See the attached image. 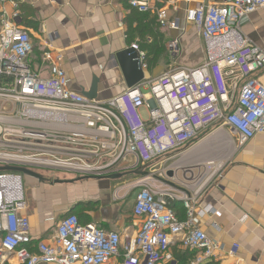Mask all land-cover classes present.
Returning a JSON list of instances; mask_svg holds the SVG:
<instances>
[{"label":"built area","instance_id":"2783aa9c","mask_svg":"<svg viewBox=\"0 0 264 264\" xmlns=\"http://www.w3.org/2000/svg\"><path fill=\"white\" fill-rule=\"evenodd\" d=\"M24 2L0 0V165L101 176L129 159L125 169L161 159L219 122L234 136L228 134L233 149L264 134V50L241 31L251 14L264 9V0L186 8V21L205 44V58L195 66L171 67L107 100L70 90L57 51L43 52L47 76L29 64L33 44L19 24ZM176 2L128 0L131 8L154 13L158 24L169 29L179 27L169 17ZM131 46L145 68L144 54ZM167 48L178 53L177 40ZM160 175L149 168L147 177L133 181L132 214L140 221L134 235L81 223L68 213L52 239L33 244L29 219L22 214L21 174L0 172V264H220L225 258L239 264L237 243L225 247L194 225L190 196L183 194L186 219L177 217L167 203L177 196L155 184ZM200 212L221 215L211 206ZM173 247L188 255L184 263Z\"/></svg>","mask_w":264,"mask_h":264},{"label":"crops","instance_id":"0c3cea01","mask_svg":"<svg viewBox=\"0 0 264 264\" xmlns=\"http://www.w3.org/2000/svg\"><path fill=\"white\" fill-rule=\"evenodd\" d=\"M218 2L220 0H177V9H170L169 17L176 19L179 27L189 23L194 29L185 19L186 8L196 3ZM21 6L25 20L21 19L19 24L29 32L33 44L29 64L41 76H47L49 62L43 60V52L47 49L59 52L63 57L61 67L66 73L67 87L81 93L82 89L91 86L95 76L97 100L110 99L127 89L115 53L132 44L137 45L140 37L131 31L140 23L157 31L161 43L167 37L178 42L186 40V36L178 33L179 27H161L154 13L131 8L128 0H25ZM150 20L156 24H150ZM241 31L264 50V9L251 14ZM194 32L203 41L195 29ZM146 40L150 42L151 37L146 35ZM137 47L145 52L139 49V44ZM143 70L144 80L150 79L146 67ZM140 114L146 117L145 107L140 109ZM210 140H223L227 147L222 154L212 155L208 160V156H202ZM195 141L162 157L150 167L157 175L161 172L160 177L174 186L156 179L155 184L177 196L168 197L167 203L180 220L187 216L183 194L190 196L195 210L194 225L225 247L237 243L239 264H264V134L256 135L237 149H233L225 131L213 132L204 142ZM225 159L224 172L216 178L207 176L206 161L217 162L218 168ZM132 161L129 159L125 165L119 163L111 170L122 171ZM170 161L171 165L162 167ZM200 167H204L202 173ZM169 169L173 171L172 178L166 176ZM32 170L46 178L39 181L26 176L24 180L21 175L25 199L22 214L29 219L33 244L52 239L58 221L68 213L76 214L81 223H93L121 236L136 233L140 221L132 214L135 196L132 184L139 176L115 180L98 176L78 179L83 175L41 168ZM206 206L220 211V217L201 213ZM174 248L173 254L184 263L188 255ZM230 261L225 258L220 264Z\"/></svg>","mask_w":264,"mask_h":264},{"label":"rangeland","instance_id":"374dc122","mask_svg":"<svg viewBox=\"0 0 264 264\" xmlns=\"http://www.w3.org/2000/svg\"><path fill=\"white\" fill-rule=\"evenodd\" d=\"M190 26L191 25L189 23H187V26L182 25L181 27H179V30H181V31H178V33L179 34L181 33L182 36H186V40H182L179 42L177 41L178 42V48H179L178 53L173 54V53H171V51L168 50L167 45H168V42L171 41V40H169V37L163 39L164 40L162 43L163 49L161 51L159 50L158 53L155 54L154 52H152L151 54H149L146 51L143 53L144 54L143 63L146 66V69H147V72L149 73L150 79L160 75L162 72H164L165 70H167L171 67L192 66L194 64L198 65L200 60L205 58V53H206L205 44L203 41L200 40V38L194 32V29L192 28V26L191 27ZM178 38H179V36L177 37V39ZM138 39L139 40L137 41V45L138 44L139 45L144 44V42L148 41V40H146V36H144L142 38H138ZM142 48L139 47L140 50H142ZM194 49H195V51H194ZM218 130L225 131L229 135H231L232 138H234V136L231 133H229L230 130L226 126L222 125L221 122H219V123L212 125L208 129H206L203 133H201L195 142L206 141V139H208L213 134V132L215 133V131H218ZM207 135H209L208 138H207ZM205 146L207 147V151L205 152L204 156H202V157L207 158L206 156H208V160H209V158L212 155L218 156V155L222 154V151L225 150V147H227V142H225L223 140H221V141L217 140V141L213 142L212 140H210L207 143V145H205ZM172 162H173V160H172ZM172 162L171 161L165 162V163H163L162 167L164 168L166 166H169V165H171ZM226 162H227V159L224 160V164L219 169H217L215 166L217 164V162H214V165L212 166L211 169H209V173L207 176H209V177L212 176L215 178L218 177L222 172H224L225 167H226ZM122 165H125V162H122ZM200 168H199L200 169L199 171H201V173H202L204 171V167H200ZM34 169H37V168H34ZM22 177L25 180L26 176L22 175ZM129 178H135V177L131 176ZM135 192L136 191H134L133 193H135ZM174 249H176V248H174Z\"/></svg>","mask_w":264,"mask_h":264},{"label":"water","instance_id":"95a60500","mask_svg":"<svg viewBox=\"0 0 264 264\" xmlns=\"http://www.w3.org/2000/svg\"><path fill=\"white\" fill-rule=\"evenodd\" d=\"M115 59L120 68L121 74L124 78L125 85L127 89H134L140 82L145 79V72L141 65V60L139 58L138 51L133 47H127L115 53ZM97 77H93L91 86L88 89H82L81 94L86 98L93 100L97 98ZM167 156V155H166ZM159 159H155L144 165H140L136 168H130L125 171H114L113 173H108L106 175L98 176L106 180L121 179L129 175H135L139 177H147L149 175V168L153 166ZM11 171L17 172L24 176H30L39 181H45L46 178L40 173L34 170L17 165H0V172ZM167 178L173 177V171L168 170L166 173ZM89 176L78 177V179L88 178ZM95 177V176H91ZM161 182H166L170 186H174L172 183L165 181L164 179L157 177ZM55 182H71V181H55ZM183 190V189H182ZM184 191V190H183Z\"/></svg>","mask_w":264,"mask_h":264},{"label":"trees","instance_id":"16d2710c","mask_svg":"<svg viewBox=\"0 0 264 264\" xmlns=\"http://www.w3.org/2000/svg\"><path fill=\"white\" fill-rule=\"evenodd\" d=\"M22 5V4H21ZM22 6H20L21 8ZM22 10L20 9V12ZM21 19L24 21L25 20V16L24 14H20V18L19 21H21ZM150 24H156L154 20H150ZM144 24L140 23V26L135 27V29L132 32V34L136 33L137 36H139L140 38L149 35L151 37V41L150 42H144V44H140L139 47H143L142 50L148 52L149 54H151L152 52H154L155 54L158 53V51L163 49V45L161 43L162 38L159 35V33L157 31H154L152 27L150 26H144ZM157 51V52H156Z\"/></svg>","mask_w":264,"mask_h":264},{"label":"bare ground","instance_id":"6f19581e","mask_svg":"<svg viewBox=\"0 0 264 264\" xmlns=\"http://www.w3.org/2000/svg\"><path fill=\"white\" fill-rule=\"evenodd\" d=\"M218 131H221V130H218ZM212 165H214L213 161H208V162H206L205 167H206V170H207V175H208V173H209V167L212 166ZM215 166H216V168H217V165H215ZM220 167H221V166H220ZM220 167H218L217 169H219Z\"/></svg>","mask_w":264,"mask_h":264},{"label":"flooded vegetation","instance_id":"af4514ba","mask_svg":"<svg viewBox=\"0 0 264 264\" xmlns=\"http://www.w3.org/2000/svg\"><path fill=\"white\" fill-rule=\"evenodd\" d=\"M125 170H128V169H124V170H122V171H125ZM129 176H131V175H129ZM128 177V176H127Z\"/></svg>","mask_w":264,"mask_h":264}]
</instances>
